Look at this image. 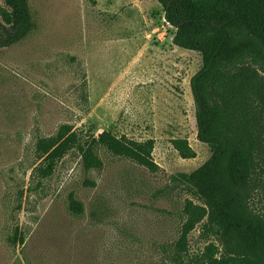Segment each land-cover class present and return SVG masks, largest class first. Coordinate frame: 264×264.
Returning a JSON list of instances; mask_svg holds the SVG:
<instances>
[{"label":"rangeland","instance_id":"1","mask_svg":"<svg viewBox=\"0 0 264 264\" xmlns=\"http://www.w3.org/2000/svg\"><path fill=\"white\" fill-rule=\"evenodd\" d=\"M30 5L33 32L0 48V264H207L220 256L201 225L186 251L176 247L187 199L200 202L171 178L212 156L198 138L191 88L201 53L173 43L176 28L158 0ZM63 125L84 137L154 139L159 170L99 146L102 169L86 170L73 150L41 177L37 143ZM72 199L83 213L72 211Z\"/></svg>","mask_w":264,"mask_h":264},{"label":"trees","instance_id":"2","mask_svg":"<svg viewBox=\"0 0 264 264\" xmlns=\"http://www.w3.org/2000/svg\"><path fill=\"white\" fill-rule=\"evenodd\" d=\"M166 21L176 28L173 43L201 53L202 68L192 77L198 138L211 158L192 173H178L172 184H182L200 204L187 199L186 222L176 247L188 248L190 233L201 225L202 236L220 246L207 264H264V0H158ZM0 13V48L26 39L35 29L30 0H5ZM155 140L136 141L103 131L84 137L71 125L41 138L35 172L53 175L58 163L78 150L86 170L102 169L97 153L102 146L157 172ZM188 158L187 141H174ZM71 209L84 212L72 199Z\"/></svg>","mask_w":264,"mask_h":264}]
</instances>
